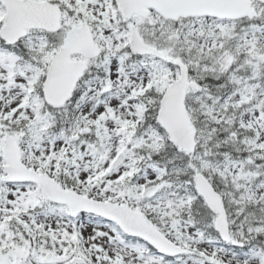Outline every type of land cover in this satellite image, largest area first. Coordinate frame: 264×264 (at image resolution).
Returning a JSON list of instances; mask_svg holds the SVG:
<instances>
[{"label":"snow or ice","instance_id":"6c2138e0","mask_svg":"<svg viewBox=\"0 0 264 264\" xmlns=\"http://www.w3.org/2000/svg\"><path fill=\"white\" fill-rule=\"evenodd\" d=\"M0 264H264V0H0Z\"/></svg>","mask_w":264,"mask_h":264}]
</instances>
